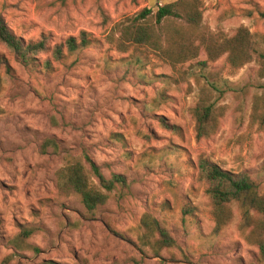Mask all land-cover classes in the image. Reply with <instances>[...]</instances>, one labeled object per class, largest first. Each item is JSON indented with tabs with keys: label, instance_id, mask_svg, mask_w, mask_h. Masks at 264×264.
Segmentation results:
<instances>
[{
	"label": "rangeland",
	"instance_id": "rangeland-1",
	"mask_svg": "<svg viewBox=\"0 0 264 264\" xmlns=\"http://www.w3.org/2000/svg\"><path fill=\"white\" fill-rule=\"evenodd\" d=\"M175 1L0 0V17L25 42L81 33L90 42L51 69L44 55L23 67L0 45L14 71L0 69V264H264L239 234L236 205L232 224L214 230L195 169L203 156L264 191V129L250 126L253 97L264 100L257 65L233 73L222 57L202 72L200 54L172 69L146 48L121 54L106 39L116 24ZM198 1L205 27L230 35L244 26L264 50V0ZM208 72L224 93L212 101L225 111L217 133L197 141L191 110ZM85 156L127 183L93 214L56 190V171L89 169ZM145 212L176 241L159 257L139 240Z\"/></svg>",
	"mask_w": 264,
	"mask_h": 264
},
{
	"label": "trees",
	"instance_id": "trees-1",
	"mask_svg": "<svg viewBox=\"0 0 264 264\" xmlns=\"http://www.w3.org/2000/svg\"><path fill=\"white\" fill-rule=\"evenodd\" d=\"M261 18L264 20V13H261ZM106 39L121 54L132 47L146 48L172 69L197 60L200 54L206 56L205 61L197 64L202 72L208 69L210 63L222 57H226L233 73L255 63L258 67L257 77L264 79V50L259 51L249 30L240 26L230 35L211 31L202 23L201 3L198 0H176L160 6L156 11L144 9L133 18L116 24ZM89 44L85 33L53 45L49 44L45 35L35 42H25L15 36L0 17V45L23 67L32 65L37 57L44 55L47 57L44 66L51 69L53 63L62 62L66 55L71 56ZM0 69L10 78L13 77L12 66L1 53ZM202 80L198 101L191 110L197 141L208 140L217 133L225 111L223 106L217 107L212 101V93L219 92L216 73L208 72ZM2 89L3 79L0 75V93ZM219 94L224 93L220 91ZM254 125L264 129V100L258 96L253 97L250 117V126ZM85 161L89 169L80 162L59 168L55 175L56 190L62 198L79 197L86 212L93 214L107 203L112 192L126 188L127 183L122 175L112 174L105 178L88 156H85ZM195 169L197 181L205 187V195L210 203L214 230L218 232L232 224L233 205H236L241 216L239 234L245 243L258 248L260 260L264 261V191L246 172L235 174L223 170L203 156L198 158ZM192 210L188 207L187 212ZM140 227V243L154 257L176 247L172 234L160 225L152 213L142 215Z\"/></svg>",
	"mask_w": 264,
	"mask_h": 264
}]
</instances>
